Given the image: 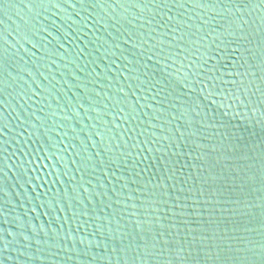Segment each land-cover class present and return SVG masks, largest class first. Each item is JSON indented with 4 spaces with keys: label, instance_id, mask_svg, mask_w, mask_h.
Listing matches in <instances>:
<instances>
[{
    "label": "water",
    "instance_id": "water-1",
    "mask_svg": "<svg viewBox=\"0 0 264 264\" xmlns=\"http://www.w3.org/2000/svg\"><path fill=\"white\" fill-rule=\"evenodd\" d=\"M0 264H264V0H0Z\"/></svg>",
    "mask_w": 264,
    "mask_h": 264
}]
</instances>
